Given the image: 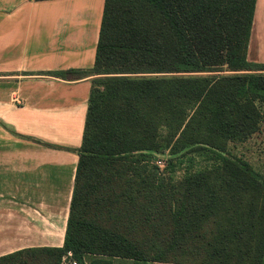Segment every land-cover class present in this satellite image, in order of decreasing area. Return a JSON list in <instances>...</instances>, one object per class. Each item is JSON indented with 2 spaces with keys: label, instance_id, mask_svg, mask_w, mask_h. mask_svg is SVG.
Wrapping results in <instances>:
<instances>
[{
  "label": "trees",
  "instance_id": "1",
  "mask_svg": "<svg viewBox=\"0 0 264 264\" xmlns=\"http://www.w3.org/2000/svg\"><path fill=\"white\" fill-rule=\"evenodd\" d=\"M256 4L106 0L94 66L69 72L93 85L64 245L0 264H264V168L227 150L264 121ZM202 151L217 162L175 178L172 156Z\"/></svg>",
  "mask_w": 264,
  "mask_h": 264
},
{
  "label": "crops",
  "instance_id": "2",
  "mask_svg": "<svg viewBox=\"0 0 264 264\" xmlns=\"http://www.w3.org/2000/svg\"><path fill=\"white\" fill-rule=\"evenodd\" d=\"M105 3L0 0V102H10V251L0 255L64 245L93 85L69 72L94 66ZM248 59L264 63V0Z\"/></svg>",
  "mask_w": 264,
  "mask_h": 264
},
{
  "label": "rangeland",
  "instance_id": "3",
  "mask_svg": "<svg viewBox=\"0 0 264 264\" xmlns=\"http://www.w3.org/2000/svg\"><path fill=\"white\" fill-rule=\"evenodd\" d=\"M227 150L244 157L256 170L264 168V121L259 132L244 143H229ZM153 163L165 168L166 160L171 156L170 151L154 153ZM175 157V178L181 177L186 168L204 169L213 166L217 160L210 152H192L188 156ZM180 157V158H179ZM192 158V160L190 159ZM10 102H0V253L10 251Z\"/></svg>",
  "mask_w": 264,
  "mask_h": 264
},
{
  "label": "built area",
  "instance_id": "4",
  "mask_svg": "<svg viewBox=\"0 0 264 264\" xmlns=\"http://www.w3.org/2000/svg\"><path fill=\"white\" fill-rule=\"evenodd\" d=\"M61 264H78V262L73 258V254L69 251L63 256Z\"/></svg>",
  "mask_w": 264,
  "mask_h": 264
}]
</instances>
